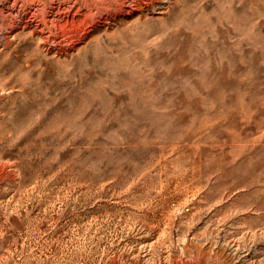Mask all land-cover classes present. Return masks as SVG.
<instances>
[{"label": "rangeland", "instance_id": "rangeland-1", "mask_svg": "<svg viewBox=\"0 0 264 264\" xmlns=\"http://www.w3.org/2000/svg\"><path fill=\"white\" fill-rule=\"evenodd\" d=\"M15 1L0 264H264V0L73 9L50 39L42 1Z\"/></svg>", "mask_w": 264, "mask_h": 264}, {"label": "bare ground", "instance_id": "bare-ground-1", "mask_svg": "<svg viewBox=\"0 0 264 264\" xmlns=\"http://www.w3.org/2000/svg\"><path fill=\"white\" fill-rule=\"evenodd\" d=\"M15 1V0H14ZM31 1V0H30ZM33 1H36V0H33ZM32 1V2H33ZM38 1V0H37ZM42 1V3H43V7L41 8V11H40V15H38V16H40L39 18H38V22H40V24L42 25L41 26V28H39V30L40 31H42V32H44L45 30H47L48 31V33H47V39H50L51 38V35H55V33L54 34H52L54 31H53V29L52 28H54V30H59V31H64L65 30V23H66V21L68 20V19H66L63 15L64 14H67V13H70V11L71 10H73V9H75L74 11H76L77 13H81L82 14V12H80V10L82 9V8H85L87 11H86V13L88 12L89 13V16H90V18L93 16V15H96V16H98V15H103V14H105V15H113V14H118V13H120V12H122V11H126V12H131V11H133V10H139V11H141V10H151L152 8H154L155 6H158L159 4H162V3H164V2H166L167 0H73V1H71L72 3H70V4H68V5H65L64 3H66L68 0H50V1H53L55 4H53V3H51L52 4V9L51 10H47L46 9V5H47V1L46 0H41ZM70 1V0H69ZM178 1V0H177ZM205 1V0H204ZM212 1V0H211ZM220 1V0H219ZM15 2H17V1H15ZM25 2H28V0H25ZM202 2V1H201ZM200 2V3H201ZM221 2V1H220ZM245 2V1H244ZM248 2V1H247ZM196 3V2H195ZM199 3V2H198ZM198 3H196V5L198 4ZM208 3V2H207ZM11 4V3H10ZM9 4V5H10ZM22 4V3H21ZM28 4V3H27ZM31 4V3H30ZM51 4L49 5V6H51ZM62 4H64V6H62ZM216 4V3H215ZM220 4V3H219ZM241 4V3H240ZM244 4V3H243ZM242 4V5H243ZM257 4V3H256ZM255 4V5H256ZM260 4V3H259ZM262 4H263V2H262ZM201 5V4H200ZM245 5V4H244ZM243 5V6H244ZM258 5V4H257ZM218 6V5H217ZM216 6V7H217ZM220 7H221V5H219ZM258 6H260V5H258ZM257 6V7H258ZM263 6V5H262ZM126 7H128V8H126ZM193 7V6H192ZM200 7V6H199ZM198 7V8H199ZM203 6L201 5V8H202ZM215 7V6H214ZM254 7V6H253ZM256 7V6H255ZM20 8V7H19ZM156 8H158V7H156ZM187 8V7H186ZM191 8V7H190ZM194 8V7H193ZM198 8H196V9H198ZM212 8V7H211ZM209 9V8H208ZM245 9V8H244ZM251 9V8H250ZM259 9V8H258ZM262 9V8H261ZM260 9V10H261ZM192 10H195V9H192ZM199 10H200V8H199ZM242 10V9H241ZM252 10V9H251ZM257 10V9H256ZM256 10L254 11V13L256 12ZM182 11V10H181ZM200 11H202V10H200ZM214 11V10H213ZM220 11V10H219ZM245 11H247V10H245ZM263 11V10H262ZM50 12V13H49ZM84 12V11H83ZM189 12H191V11H189ZM193 12V11H192ZM210 12H211V9H210ZM87 13V14H88ZM204 13H205V10H204ZM251 13V12H250ZM263 13V12H262ZM85 14V13H84ZM98 14V15H97ZM199 14V13H198ZM202 14H203V12H202ZM212 14V13H211ZM48 15H53V16H51V17H49ZM72 15V14H71ZM201 15V14H200ZM204 15V16H203ZM203 15H201V17H199V18H201L202 19V17H208L207 15H208V13H207V15H205V14H203ZM262 15V14H261ZM30 16V15H29ZM34 16L35 17H37V15H35L34 14ZM82 16V15H81ZM84 16H86V14L84 15ZM216 16H217V14H216ZM219 16H220V14H219ZM83 17V16H82ZM106 17V16H105ZM223 17V16H222ZM241 17V16H240ZM239 17V18H240ZM243 17V16H242ZM241 17V18H242ZM67 18H68V16H67ZM93 18V17H92ZM96 18V17H95ZM208 18H210V17H208ZM216 18V17H215ZM214 18V19H215ZM254 18H257V17H254ZM63 19H64V21H63ZM74 19V18H73ZM72 19V20H73ZM86 19V18H85ZM89 19V18H88ZM98 19V18H97ZM108 19V18H107ZM259 19H260V17H259ZM33 20V19H32ZM77 20V19H76ZM84 20V19H83ZM92 20H94V19H92ZM100 20V19H99ZM210 20V19H209ZM212 20V19H211ZM237 20V19H236ZM243 20H244V18H243ZM251 20H253V19H250V21ZM255 20V19H254ZM257 20H258V18H257ZM257 20H255V21H257ZM63 21V22H62ZM223 21V20H222ZM250 21H248V23H250ZM38 22L37 23H35L36 24V26H38ZM73 22V21H72ZM80 22V21H79ZM93 22V21H92ZM214 22H215V20H214ZM213 22V23H214ZM229 22H231L230 20H229ZM228 22V23H229ZM237 22V21H236ZM242 22V21H241ZM240 22V23H241ZM253 22V21H252ZM225 23V22H224ZM232 23V22H231ZM239 23V22H238ZM239 23V24H240ZM246 23V22H245ZM257 23V22H256ZM261 23V22H260ZM34 24V25H35ZM67 24V23H66ZM217 24V23H216ZM223 24V23H222ZM233 24H235V22H233ZM80 25V24H79ZM211 25V24H210ZM218 25V24H217ZM217 25H215V26H217ZM241 25V24H240ZM246 25V27H247V25H248V27L250 26V25H252L251 23L250 24H244L243 25V23H242V26H245ZM264 25V24H263ZM84 26V25H83ZM218 26H220V25H218ZM260 26V25H259ZM226 27H227V25H226ZM236 27V26H235ZM253 27H255L254 26V24H253ZM257 27V26H256ZM255 27V28H256ZM217 28V27H216ZM229 28V27H228ZM230 28H232V27H230ZM45 29V30H44ZM219 29V28H218ZM217 29V30H218ZM221 29V28H220ZM242 30H243V28H241ZM248 28H246V30H247ZM249 29H251V28H249ZM85 30V29H84ZM256 30V29H255ZM255 30H253V31H255ZM258 30H260V32H261V28H259ZM36 31V30H35ZM223 31H224V28H223ZM227 31H228V29H227ZM230 31H231V29H230ZM249 31H251V30H249ZM249 31H247V32H249ZM38 32V31H37ZM218 32V31H217ZM237 32V31H236ZM240 32V31H239ZM256 32H259V31H256ZM219 33V32H218ZM226 33V32H225ZM233 33V32H232ZM234 34V33H233ZM239 34V33H238ZM251 34V33H250ZM235 35V34H234ZM44 36H46L45 34H44ZM79 36V35H78ZM77 36V37H78ZM84 36H85V34H84ZM222 36V35H221ZM225 36V35H224ZM233 36V35H232ZM237 36V35H236ZM57 36H53V39L55 40V38H56ZM82 36H80L79 37V39L81 38ZM218 38V37H217ZM232 38V37H231ZM242 38V37H241ZM52 39V40H53ZM65 39V38H64ZM226 39V38H225ZM45 40H46V38H45ZM53 40V41H54ZM216 40V39H215ZM65 41H66V39H65ZM65 41H64V44H65ZM72 41V40H71ZM244 41H245V39H244ZM243 41V42H244ZM247 41V40H246ZM57 42V41H56ZM61 42V41H60ZM66 42H68V43H70L69 42V40L68 41H66ZM214 42H216V41H214ZM225 41H223V43H224ZM235 42V41H234ZM41 43V42H40ZM58 43V42H57ZM57 43H55V44H57ZM63 43V42H62ZM67 43V44H68ZM227 43V42H226ZM60 44V43H59ZM219 44V43H218ZM246 44V43H245ZM70 45H72V44H70ZM62 46H63V44H62ZM58 47V46H57ZM67 47V46H66ZM64 48V47H63ZM248 47H245V49H247ZM58 49H59V47H58ZM249 50V49H248ZM259 50V49H258ZM67 51V50H66ZM244 51V50H243ZM245 53H247V52H245ZM211 54V53H210ZM243 54V53H242ZM233 55V54H232ZM255 55V54H254ZM252 56V55H251ZM246 57V56H245ZM255 57V56H254ZM257 57V56H256ZM226 63V62H225ZM235 69H236V67H235ZM234 69V70H235ZM240 70V69H239ZM236 71V70H235ZM224 75V78H225V74H223ZM226 80V79H225ZM229 85V84H228Z\"/></svg>", "mask_w": 264, "mask_h": 264}]
</instances>
